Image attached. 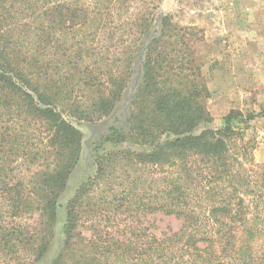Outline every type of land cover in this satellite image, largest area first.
Segmentation results:
<instances>
[{
    "label": "trees",
    "instance_id": "16d2710c",
    "mask_svg": "<svg viewBox=\"0 0 264 264\" xmlns=\"http://www.w3.org/2000/svg\"><path fill=\"white\" fill-rule=\"evenodd\" d=\"M158 6L0 0V264H32L48 253L81 160L73 121L107 118L140 57L129 119L104 141L148 150L97 158L94 181L67 204L64 247L50 264H264V165L235 149L236 124L257 116L231 111L224 126L211 127L191 42L201 31L164 17L150 38ZM153 171L159 176L150 178ZM154 211L181 220V229L150 233L141 220ZM122 215L133 221L123 220L124 238L74 233L80 217Z\"/></svg>",
    "mask_w": 264,
    "mask_h": 264
},
{
    "label": "rangeland",
    "instance_id": "374dc122",
    "mask_svg": "<svg viewBox=\"0 0 264 264\" xmlns=\"http://www.w3.org/2000/svg\"><path fill=\"white\" fill-rule=\"evenodd\" d=\"M156 3L159 8L150 38L160 32L161 19L164 17H171L178 27H197L201 31V38L191 42L196 63L201 67L210 92L203 104L212 117L211 127L216 129L224 126V118L231 111L239 112L243 119L249 115L257 116L252 121L236 124V130L241 135L235 149L238 153H246L250 162L253 159L254 164L264 165V0H156ZM142 60V57L136 60L122 100L107 118L95 125L73 121L83 136L81 160L61 196L62 208L59 224L55 226L53 245L41 261L32 264H50L60 254L64 247L63 223L67 204L82 186L94 181L99 156L128 148L135 152L148 150L146 146L117 145L104 141L111 127H123L129 119L133 96L141 84ZM100 145L103 148L96 152L95 148ZM158 174L153 171L149 175L150 178H156ZM126 206L121 210L126 209ZM129 209L139 208L133 205ZM115 218L80 217L76 221L74 233L86 240L100 238L106 233L119 232L121 235L126 225L123 220L126 219L123 215ZM128 220L130 224L133 223ZM141 222L149 228L150 233L157 235L169 229L177 232L182 227L181 220L158 211L148 213ZM124 235L120 237L124 238ZM262 242L257 240L252 244L256 247Z\"/></svg>",
    "mask_w": 264,
    "mask_h": 264
}]
</instances>
